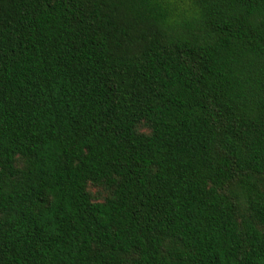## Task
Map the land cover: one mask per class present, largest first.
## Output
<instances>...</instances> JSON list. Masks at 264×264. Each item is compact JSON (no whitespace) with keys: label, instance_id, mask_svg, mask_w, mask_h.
I'll list each match as a JSON object with an SVG mask.
<instances>
[{"label":"trees","instance_id":"obj_1","mask_svg":"<svg viewBox=\"0 0 264 264\" xmlns=\"http://www.w3.org/2000/svg\"><path fill=\"white\" fill-rule=\"evenodd\" d=\"M0 264H264V0H0Z\"/></svg>","mask_w":264,"mask_h":264}]
</instances>
